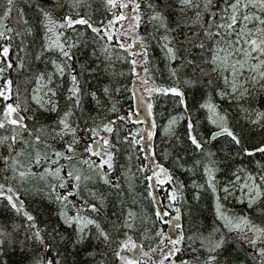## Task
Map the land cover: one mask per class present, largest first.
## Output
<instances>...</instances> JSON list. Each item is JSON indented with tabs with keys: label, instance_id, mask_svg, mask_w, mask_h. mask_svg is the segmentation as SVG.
Returning <instances> with one entry per match:
<instances>
[{
	"label": "snow or ice",
	"instance_id": "6c2138e0",
	"mask_svg": "<svg viewBox=\"0 0 264 264\" xmlns=\"http://www.w3.org/2000/svg\"><path fill=\"white\" fill-rule=\"evenodd\" d=\"M0 205V264H264V0H0Z\"/></svg>",
	"mask_w": 264,
	"mask_h": 264
},
{
	"label": "trees",
	"instance_id": "16d2710c",
	"mask_svg": "<svg viewBox=\"0 0 264 264\" xmlns=\"http://www.w3.org/2000/svg\"><path fill=\"white\" fill-rule=\"evenodd\" d=\"M96 3H99V0H95ZM99 14V13H98ZM29 15L31 16L32 14L29 13ZM156 55L158 56L159 53L157 52ZM155 63L158 64L159 68L161 70H165L164 69V63L160 60H157L155 61ZM166 71V70H165ZM159 75V74H158ZM94 84L96 86H100L102 84V81H96L94 82ZM130 86V85H129ZM120 102L121 104L123 105V110L124 111H131L132 109L130 108V105H131V101L127 98V95H122L120 97ZM156 112H157V115H156V119H157V123H158V129L160 127H162L166 122H167V119L169 117V114L171 112V105H165L163 103H161L160 105L157 106V109H156ZM129 128L131 129H135L136 125H131L129 124L128 125ZM181 131L183 130L182 127L180 129ZM158 133V132H157ZM257 139H259V137H257ZM158 148L161 147L162 145H160V143H158ZM121 163H124V160L123 158H121ZM135 163V161L133 162ZM176 175L178 176V178L182 181H184L186 184L189 183V177L186 176L185 174L183 173H180V172H177ZM187 193H188V198L191 199V190L190 189H187L186 190ZM29 204H30V207L35 209L37 207L40 206V202L39 201H31L29 200ZM145 205H146V210H147V202H145ZM42 211L44 209H41ZM200 211L205 215V216H208V207H207V201H205V203L201 204L200 206ZM12 216V213L5 207H3V205H0V222H5L6 220H8L10 217ZM167 230V229H166ZM139 242V241H138ZM90 250V249H89ZM130 257H138V255H135V254H128ZM231 255L233 258H236L237 255H239V261H240V264H244V260H245V257H244V254L243 253H237L235 249H233L231 251ZM86 258V253L84 250L81 251L80 253V259L81 260H84ZM9 264H27V261L25 258L21 257L19 255V253L17 254H10L9 257ZM111 260V258H110ZM248 264H251V262L249 261Z\"/></svg>",
	"mask_w": 264,
	"mask_h": 264
},
{
	"label": "rangeland",
	"instance_id": "374dc122",
	"mask_svg": "<svg viewBox=\"0 0 264 264\" xmlns=\"http://www.w3.org/2000/svg\"><path fill=\"white\" fill-rule=\"evenodd\" d=\"M167 124V122L164 124V125H166ZM163 125V126H164ZM160 128H162V127H160ZM160 131H159V129H158V133H157V137H156V141H155V143L158 145V143H160V140H159V136H160ZM130 254H135V255H138L139 256V252L137 251V252H133V253H130Z\"/></svg>",
	"mask_w": 264,
	"mask_h": 264
}]
</instances>
